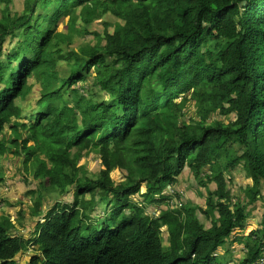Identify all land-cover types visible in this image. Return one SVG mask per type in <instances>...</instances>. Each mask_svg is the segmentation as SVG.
Segmentation results:
<instances>
[{"label":"trees","instance_id":"1","mask_svg":"<svg viewBox=\"0 0 264 264\" xmlns=\"http://www.w3.org/2000/svg\"><path fill=\"white\" fill-rule=\"evenodd\" d=\"M12 3L0 0V86L13 81L0 91V136L13 123L14 139L0 140V159L10 144L36 179L74 193L28 240L12 237L15 225L0 214V264H228L234 242L245 254L236 264H255L264 212L247 237L235 232L248 228L249 208L263 198L264 0H25L21 14L11 12ZM78 9L86 25L107 14L123 23L105 30L104 45L65 56L58 46L71 44L70 30L79 32ZM66 18L67 35L58 31ZM72 60L70 75L59 78L57 61ZM32 77L42 94L27 128L14 100L28 94ZM189 102L198 117L186 120ZM21 128L29 132L23 141ZM91 152L103 167L94 180L79 166ZM238 167L252 179L244 198L229 188ZM187 169L206 191L205 208L184 204V196L172 208L163 194ZM115 170L126 173L118 184ZM134 195L143 202H132ZM150 206L158 215L147 214ZM41 207L39 200L34 216ZM30 246L37 253L18 260Z\"/></svg>","mask_w":264,"mask_h":264},{"label":"rangeland","instance_id":"2","mask_svg":"<svg viewBox=\"0 0 264 264\" xmlns=\"http://www.w3.org/2000/svg\"><path fill=\"white\" fill-rule=\"evenodd\" d=\"M24 2L25 0H13L11 5V12L13 14H21L24 10ZM3 8V7H2ZM2 8H0V17L2 16ZM80 9L76 10V15L78 17V23H76V28L79 32L75 30L71 31L68 34L67 24L69 22V18L63 19L58 27V31L64 34H68L71 38V44L63 43L58 44V49L61 47L65 51V56H67L70 52H78L81 47L84 46H97L104 45L105 43V30H107L110 34L113 33L115 27L118 24H122L123 22L116 18L111 14L104 15L100 20L94 21L92 24L86 25L79 20ZM16 42V40H14ZM10 44V43H9ZM62 51V50H61ZM75 54V53H74ZM75 62L72 60L71 62L67 61H57L56 72L59 78H67L70 75L72 64ZM29 84L32 85V91L25 99L18 100V104L24 110V114L27 116H31L38 109L37 102L41 97V86L37 83L35 78L29 80ZM93 92L101 95L98 89H92ZM104 96V95H103ZM105 99L108 100V95H105ZM181 99L178 100L180 102ZM186 117L183 119L189 120L192 117H198L197 107L194 102H189L186 106L185 111ZM29 117L27 120L31 123ZM215 120H220L225 124L234 120V116L230 117H222L219 115H215L213 117ZM23 137L29 135L28 132L22 133ZM1 139L5 142H11L14 139L13 131L11 126H7L5 128L4 133L1 136ZM23 140V139H22ZM9 144V143H8ZM33 143H30L28 146H32ZM10 149H16L14 146L10 145ZM79 165H83L86 170V176L94 180L98 177L100 170L102 169L101 160L99 154L96 152H91L86 155L85 158L79 163ZM1 171L0 175L3 174L4 181L8 180L6 178V172L11 167L13 176L9 179L10 182V191L7 193L9 196H4L0 201V214H5L10 216L12 222L15 223V230L18 232V236H22L24 240H28L32 238L35 226L39 220H42L46 213L57 203L62 202L63 204H71L73 202V192L74 188L68 189L65 195L61 194L58 189H54L49 186L44 179H36L34 177V168L32 164L25 165L24 158L22 156L17 155L15 151L10 152L3 157L0 161ZM112 178L116 183H120L125 178V173L120 170H116L112 173ZM189 169H187L184 174L179 178L178 183L175 185V188L179 190L180 193L184 195V204L188 201H192L194 204L205 208V197L203 196L206 191L204 189H198L195 183V179ZM252 185V179H248L245 171L242 167H238L231 175V182L229 184V188L232 190L233 194L239 196L240 198H244V189L246 186ZM212 190L215 189L214 184L210 185ZM145 188L141 190L144 192ZM203 193V195L201 194ZM262 194L263 198L261 202H258L256 205L250 207L251 217L249 219L248 228L244 231L236 230V235L248 236L249 232L253 229H257L261 220L262 214L264 212V181L262 182ZM89 198V196H87ZM133 200L137 202H143L142 197H138L137 195L132 197ZM240 198L238 201H241ZM41 200V215L34 216L33 211L36 205V202ZM237 201V202H238ZM175 198L172 200L171 204L175 203ZM166 209V207H162ZM159 209L154 206H150L147 208L146 212L149 215L158 214ZM101 213V209H97L96 215ZM198 216L202 223H204L207 227L210 226V222L206 220L204 216L198 213ZM13 223V224H14ZM163 237L165 240V245H168L167 242V231L163 229ZM231 241L225 246L230 249ZM225 248V249H226ZM241 245L237 244V242L233 243V247L231 246L232 258L237 260V262H241L244 258L245 254ZM224 252L219 249V253ZM37 253L36 248L30 246L28 251L19 255L17 258L20 259L21 262L26 263L30 261L32 256ZM231 255L227 256V259L230 258Z\"/></svg>","mask_w":264,"mask_h":264},{"label":"clouds","instance_id":"3","mask_svg":"<svg viewBox=\"0 0 264 264\" xmlns=\"http://www.w3.org/2000/svg\"><path fill=\"white\" fill-rule=\"evenodd\" d=\"M9 43H7L6 44V46L8 45ZM60 50H62V54H64L65 55V51H64V49L61 47V49ZM72 51H70V52H68V53H71ZM32 78H34V77H32ZM32 78H29V80L30 79H32ZM29 80H28V87L30 88V90H29V92H28V94H25V96H20V97H18V98H16L15 100H14V104H15V106L17 107V108H20L21 109V119H18L17 121L20 123V124H24V126L25 127H27V128H30V127H32V125H34L35 124V121H36V116L38 115V113H39V110H40V108H39V106H38V102H39V100L41 99V97H40V99L38 100V102H37V106H38V109L39 110H37L34 114H31V116L29 117V116H27V115H25L24 114V110L22 109V107L17 103L18 102V100H21V99H25V98H27V96L30 94V92L32 91V85H30L29 84ZM38 83V82H37ZM12 84H13V81H11L6 87H4V86H0V91L3 89H6V88H11V86H12ZM41 86V85H40ZM79 86V85H78ZM41 94H42V88H41ZM29 117V119H30V121H31V123L27 120V118ZM12 125H13V123H11V124H7L6 126H5V128L7 127V126H11V128H12ZM5 131V130H4ZM4 131H3V133H4ZM13 131V130H12ZM25 132H28V131H26V130H23L22 128L20 129V133H21V135H22V133H25ZM2 133V134H3ZM29 133V132H28ZM14 135V134H13ZM2 136V135H1ZM1 136H0V140L1 141H3L2 139H1ZM27 137V136H26ZM22 139L24 140L25 138L23 137V135H22ZM22 140V141H23ZM4 142V141H3ZM8 149L10 150V152H12V151H15L16 152V149H10V146L8 145ZM9 150H8V152L3 156V157H5L8 153H9ZM17 153V152H16ZM90 154V153H89ZM3 157H1V159L3 158ZM85 158V157H84ZM83 158V159H84ZM1 159H0V161H1ZM82 159V160H83ZM81 160V161H82ZM101 160V159H100ZM80 161V162H81ZM102 163V162H101ZM79 166H83V165H79ZM102 166V165H101ZM84 167V166H83ZM102 169H103V167H102ZM101 169V170H102ZM100 170V171H101ZM116 171V170H115ZM121 171V170H120ZM0 172L2 173V171H1V166H0ZM113 173V172H112ZM125 173V172H124ZM126 174V173H125ZM112 175V174H111ZM13 176V174H12V168L10 167L9 169H8V171L6 172V178L8 179V180H6V181H3V182H1L0 183V201H1V198L3 199L4 198V196H9V194L7 193L8 191H10V182H9V179L11 178ZM2 177H3V174H2ZM112 177V176H111ZM113 179V178H112ZM3 180H4V178H3ZM115 182V181H114ZM116 183V182H115ZM178 183V182H177ZM118 184V183H117ZM71 188H74V187H71ZM144 188V187H143ZM142 188V189H143ZM54 189H56V188H54ZM68 189H70V187L68 188ZM141 189V190H142ZM68 191V190H67ZM146 191V189L144 190V192ZM144 192H141V193H144ZM61 193V192H60ZM67 193V192H66ZM66 193H61V194H63V195H65ZM74 193V192H73ZM163 194H165V195H167V196H171L172 197V199H174L175 198V200H176V202L175 203H173L172 205H171V207L172 208H177V207H181L182 206V202H181V197L182 196H184L182 193H180L179 192V190H177L176 188H175V185L174 186H169L164 192H163ZM135 196V195H134ZM138 197H140V195H137ZM179 196H181L180 198H179ZM133 197V196H132ZM131 197V200H132V202L134 201V202H137V201H135V200H133V198ZM143 199V198H142ZM58 203V202H57ZM139 204H141L142 202H138ZM179 204V205H178ZM158 213H159V211H158ZM155 215H158V214H155ZM45 217V216H44ZM43 217V218H44ZM38 222H44V220L42 219V220H39ZM14 223V222H13ZM261 223V222H260ZM14 225H15V223H14ZM260 225V224H259ZM257 226V228L259 227L258 225H256ZM163 229H166V228H163ZM254 230V229H253ZM13 232V236L12 237H22V236H18V232L16 231V230H13L12 231ZM219 249H221V250H223V248H219ZM242 249V248H241ZM243 250V249H242ZM224 251V250H223ZM218 252H219V250H218ZM244 252V251H243ZM221 253V252H220ZM224 252H222L221 254H223ZM229 263H233V264H236V263H238L237 262V260H234V261H230ZM228 263V264H229Z\"/></svg>","mask_w":264,"mask_h":264},{"label":"built area","instance_id":"4","mask_svg":"<svg viewBox=\"0 0 264 264\" xmlns=\"http://www.w3.org/2000/svg\"><path fill=\"white\" fill-rule=\"evenodd\" d=\"M261 255L262 256L260 257V259L255 264H264V243L262 245V254ZM229 264H233V263H229Z\"/></svg>","mask_w":264,"mask_h":264},{"label":"water","instance_id":"5","mask_svg":"<svg viewBox=\"0 0 264 264\" xmlns=\"http://www.w3.org/2000/svg\"><path fill=\"white\" fill-rule=\"evenodd\" d=\"M14 261H18L17 259H14Z\"/></svg>","mask_w":264,"mask_h":264},{"label":"crops","instance_id":"6","mask_svg":"<svg viewBox=\"0 0 264 264\" xmlns=\"http://www.w3.org/2000/svg\"><path fill=\"white\" fill-rule=\"evenodd\" d=\"M2 199V198H1Z\"/></svg>","mask_w":264,"mask_h":264}]
</instances>
